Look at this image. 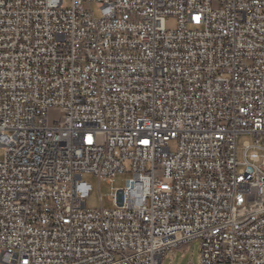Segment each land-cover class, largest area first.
Masks as SVG:
<instances>
[{
  "label": "built area",
  "instance_id": "1",
  "mask_svg": "<svg viewBox=\"0 0 264 264\" xmlns=\"http://www.w3.org/2000/svg\"><path fill=\"white\" fill-rule=\"evenodd\" d=\"M122 173L88 209L83 175ZM195 240L201 264H264V0H0V262Z\"/></svg>",
  "mask_w": 264,
  "mask_h": 264
},
{
  "label": "rangeland",
  "instance_id": "2",
  "mask_svg": "<svg viewBox=\"0 0 264 264\" xmlns=\"http://www.w3.org/2000/svg\"><path fill=\"white\" fill-rule=\"evenodd\" d=\"M72 0H64L65 6L69 7ZM95 17L100 18L102 16L100 8L96 3L92 4ZM176 20L170 19L168 27H174ZM49 124L54 126L62 119L63 111L61 108L54 107L48 112ZM253 141L252 136L242 135L238 139V145L242 148L244 141ZM172 149H176V143H172ZM241 149L239 156L241 157ZM131 177L130 173L118 174L112 183H108L106 180L99 182L98 177L93 174H84L83 180L92 185V192L87 198V208L91 210L100 209L103 205L106 209H114L117 207L116 203L111 200V196L118 189H122L126 185V181ZM0 264H2L0 262ZM162 264H201V242L195 240L191 243L179 244L171 248L167 255L164 257Z\"/></svg>",
  "mask_w": 264,
  "mask_h": 264
}]
</instances>
